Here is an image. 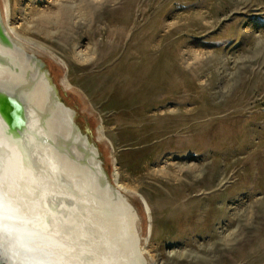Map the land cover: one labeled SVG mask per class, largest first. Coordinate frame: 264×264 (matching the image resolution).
<instances>
[{
	"label": "rangeland",
	"instance_id": "rangeland-1",
	"mask_svg": "<svg viewBox=\"0 0 264 264\" xmlns=\"http://www.w3.org/2000/svg\"><path fill=\"white\" fill-rule=\"evenodd\" d=\"M0 24L134 210L145 264H264V0H0Z\"/></svg>",
	"mask_w": 264,
	"mask_h": 264
},
{
	"label": "bare ground",
	"instance_id": "bare-ground-1",
	"mask_svg": "<svg viewBox=\"0 0 264 264\" xmlns=\"http://www.w3.org/2000/svg\"><path fill=\"white\" fill-rule=\"evenodd\" d=\"M4 33L0 24V264H145L134 210L97 183L99 165L92 172L57 150L70 143L73 115Z\"/></svg>",
	"mask_w": 264,
	"mask_h": 264
},
{
	"label": "water",
	"instance_id": "water-1",
	"mask_svg": "<svg viewBox=\"0 0 264 264\" xmlns=\"http://www.w3.org/2000/svg\"><path fill=\"white\" fill-rule=\"evenodd\" d=\"M33 59H35V58L33 57ZM38 62L41 65V67H43L41 62L40 61H38ZM74 123H75V121H74ZM75 128L76 129H74L75 130L74 134L72 133L74 136L71 137L70 143L69 144L67 143L68 147H66V150L63 149V147L62 148L59 147L57 150L60 151L61 153L66 152V154L70 157V159L73 160L76 164L80 165L82 168L84 166H87L90 169H92V172H93V169H95V168L98 169V167H100L101 174L99 176V173H98V175L95 179L97 181V183H100L101 186H109L112 189L116 190L115 187L109 182V180L105 174V171L102 168V164L98 160V154H96L97 150L94 149V153H92L93 150L90 147V144L88 142H86L85 138H83V136H82L80 130L78 129V127L76 126V124H75ZM83 139H84V141H82ZM86 143L88 144V146L90 148L89 147L87 148ZM73 148H77L79 150V154L77 153V155H75L73 153ZM94 157H96V160Z\"/></svg>",
	"mask_w": 264,
	"mask_h": 264
},
{
	"label": "flooded vegetation",
	"instance_id": "flooded-vegetation-1",
	"mask_svg": "<svg viewBox=\"0 0 264 264\" xmlns=\"http://www.w3.org/2000/svg\"><path fill=\"white\" fill-rule=\"evenodd\" d=\"M42 69V68H41ZM39 78H46L48 81H50L49 80V78H48V76H45V74H41V72H40V76H39ZM50 83H51V81H50ZM51 85V84H50ZM51 87H52V85H51ZM52 88H54V87H52ZM58 94H57V91H56V93L54 92V99H52V100H55V99H57L59 96H57ZM62 101V100H61ZM62 106L64 107V112H65V114H70V115H73V112H71V111H68L67 110V108H66V106H64V103H62ZM48 110H49V108H48ZM62 116H63V114H62ZM73 119H74V115H73ZM73 123H74V120H73ZM74 125H75V123H74ZM74 136V135H73ZM79 138V137H78ZM82 141H84V139L82 140ZM87 144V143H86ZM87 148H88V145H87ZM90 148V147H89ZM92 153H93V151H92Z\"/></svg>",
	"mask_w": 264,
	"mask_h": 264
}]
</instances>
